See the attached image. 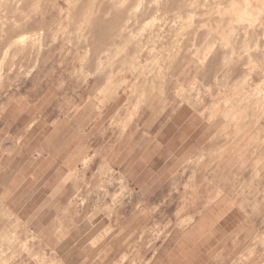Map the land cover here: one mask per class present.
Returning a JSON list of instances; mask_svg holds the SVG:
<instances>
[{
	"label": "clouds",
	"instance_id": "obj_1",
	"mask_svg": "<svg viewBox=\"0 0 264 264\" xmlns=\"http://www.w3.org/2000/svg\"><path fill=\"white\" fill-rule=\"evenodd\" d=\"M0 264H264V0H0Z\"/></svg>",
	"mask_w": 264,
	"mask_h": 264
},
{
	"label": "rangeland",
	"instance_id": "obj_2",
	"mask_svg": "<svg viewBox=\"0 0 264 264\" xmlns=\"http://www.w3.org/2000/svg\"><path fill=\"white\" fill-rule=\"evenodd\" d=\"M55 180H56L55 176L51 177L49 179V181H47L43 185V187L37 191L36 195H37V197H39V200H40V202L37 206L38 212H45L48 208L53 207V206L58 208L60 206L59 202H60L61 198L66 197L63 186L56 184ZM67 199L71 200V195H68ZM91 208H92L91 204L89 205V208L86 210H77L74 208L73 209L74 215H75L76 211L82 212V215L75 217V219L77 221L80 219H83V216L87 215L91 211ZM94 222L95 221H93V223ZM89 227H91V225L87 221H85L83 231H87ZM79 235L82 236L83 232L79 233ZM47 255H48V253L45 252L44 256L46 257Z\"/></svg>",
	"mask_w": 264,
	"mask_h": 264
}]
</instances>
